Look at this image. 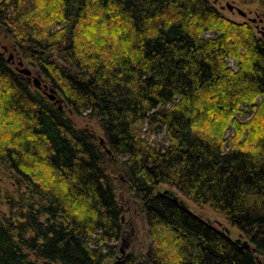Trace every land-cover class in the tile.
I'll use <instances>...</instances> for the list:
<instances>
[{"label":"trees","instance_id":"1","mask_svg":"<svg viewBox=\"0 0 264 264\" xmlns=\"http://www.w3.org/2000/svg\"><path fill=\"white\" fill-rule=\"evenodd\" d=\"M0 25L63 97L59 109L0 53V165L26 188V211L0 215V264H104L124 233L114 154L151 244L111 264H264V38L252 24L209 0H0ZM83 116L101 124L108 158L74 123ZM160 184L225 216L250 249L154 194Z\"/></svg>","mask_w":264,"mask_h":264},{"label":"rangeland","instance_id":"2","mask_svg":"<svg viewBox=\"0 0 264 264\" xmlns=\"http://www.w3.org/2000/svg\"><path fill=\"white\" fill-rule=\"evenodd\" d=\"M209 1L227 18L234 20L238 23L249 22L250 24H252L258 37H262L261 32L264 31V0H253L250 3H243L240 0ZM227 4L233 5L235 8L241 9L247 14V17H243L236 10H228ZM253 19H256L255 23L252 22ZM0 29L2 31V33L0 34V53H3V48L7 47L9 48L10 54H13V52L17 54L18 52L15 51L14 41L10 34H7L5 29L1 25ZM214 36L216 35H206V37ZM8 57L9 53L5 55L6 59ZM49 58L57 61L59 64L66 66V64L58 58V55L55 50L52 51L51 56H49ZM15 59L17 62L19 61V59L22 60L25 68H28L33 72L41 73L42 82L51 86V83L45 77L44 72L39 69L31 60L23 58L19 53L17 54ZM230 64L233 68H236V63L233 60H230ZM11 67L15 69V67H17V63L14 65L11 64ZM22 76L24 77V75ZM31 88L33 90L36 89L34 84H31ZM40 92L43 93L42 91ZM60 99H63L61 95ZM52 103L54 104V102ZM67 114L69 115V113ZM249 117L250 113H247L245 119ZM74 123L77 125V127H86L92 130L95 135L96 142L100 144L103 140L104 145H106L107 148L110 149L106 141L104 130L99 121L92 118L91 116H83L80 118H74ZM153 140L156 141L159 146H164L168 144V139L165 133L162 131L155 132L153 135ZM102 148L105 152L103 145ZM108 156H110V154H107L106 157L108 158ZM113 159L114 160L112 162L123 160L121 156L115 154L113 155ZM112 162L107 163V169L110 173H112L113 177L115 176L117 182V196L123 208L122 217L124 233L123 238L117 244L112 246L113 248L112 250H110V253L108 252L104 264H111L112 259H114L115 257H119L121 255V248H124L126 255H134L143 258L144 256H146L151 244L150 230L145 215L141 207L134 201L133 196L125 191V189H127L125 174H113ZM25 190L26 188L14 173L10 172L9 170L5 169L0 165V215H4L9 219H18L21 213L26 211V208L24 207L25 201L21 197ZM164 193H169L173 195L187 208L189 212L200 217L205 221L210 222L217 229L227 233L232 239L240 240L241 242H249V239L241 235V232L238 227L231 224L225 216L214 212L209 207H201L195 204L194 202L183 196L177 189L169 185L160 184L154 190V194ZM249 244L252 246L251 243Z\"/></svg>","mask_w":264,"mask_h":264},{"label":"water","instance_id":"3","mask_svg":"<svg viewBox=\"0 0 264 264\" xmlns=\"http://www.w3.org/2000/svg\"><path fill=\"white\" fill-rule=\"evenodd\" d=\"M227 8L230 11L236 10L243 17H247V14L245 12H243L241 9L235 8L233 5L227 4ZM252 22L255 23L256 19H253ZM1 32L2 31L0 29V34H1ZM261 34L264 37V31H262ZM19 66H20V68H19L18 72L20 74L26 75V76L31 75V73H32L31 70L24 67L23 61H21L19 63ZM41 85H42L41 75H38L34 78V86L36 89L40 90L42 87ZM45 87H47V85H45ZM46 96L49 98L50 101L54 102L55 105H58L59 109L63 108V99H60V95L55 88H53V87L50 88L49 91L46 93ZM101 143H102L106 153L111 154V151L107 148L106 145H104L103 140L101 141ZM245 245H246L247 249H250V245L247 241L245 242ZM125 255H126V252H125L124 248H121V255L118 258L121 259V258L125 257Z\"/></svg>","mask_w":264,"mask_h":264},{"label":"flooded vegetation","instance_id":"4","mask_svg":"<svg viewBox=\"0 0 264 264\" xmlns=\"http://www.w3.org/2000/svg\"><path fill=\"white\" fill-rule=\"evenodd\" d=\"M2 33V32H1ZM15 51H16V49H15ZM7 53H9V57L7 58V62L11 65H14V64H16L17 63V67H15V70L16 71H18L19 70V68H20V66H19V63L22 61V60H20L19 59V61L17 62L16 61V56H17V54L16 53H14L13 52V54H10V52H9V48H7V47H4L3 48V53H1L4 57H5V55L7 54ZM16 54V55H15ZM32 73H31V75L30 76H26V75H24V79L27 81V83L31 86V84H34V78L36 77V76H38V75H41V77H42V74L41 73H38V72H33V71H31ZM45 85H47V87H45ZM42 87H41V89L40 90H38V89H36L37 91H42L43 92V94L44 95H46V93L49 91V89L51 88V86L49 85V84H44L43 82H42V85H41Z\"/></svg>","mask_w":264,"mask_h":264}]
</instances>
